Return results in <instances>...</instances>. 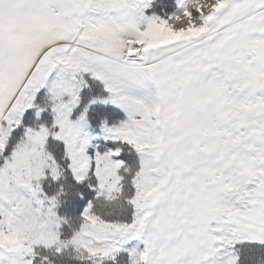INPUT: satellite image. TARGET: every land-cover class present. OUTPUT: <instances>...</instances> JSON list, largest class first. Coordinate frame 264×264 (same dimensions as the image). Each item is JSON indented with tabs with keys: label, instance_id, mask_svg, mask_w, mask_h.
Segmentation results:
<instances>
[{
	"label": "snow or ice",
	"instance_id": "6c2138e0",
	"mask_svg": "<svg viewBox=\"0 0 264 264\" xmlns=\"http://www.w3.org/2000/svg\"><path fill=\"white\" fill-rule=\"evenodd\" d=\"M0 264H264V0H0Z\"/></svg>",
	"mask_w": 264,
	"mask_h": 264
}]
</instances>
